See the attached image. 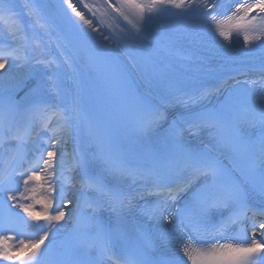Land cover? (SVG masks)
I'll use <instances>...</instances> for the list:
<instances>
[{"label": "snow or ice", "instance_id": "obj_1", "mask_svg": "<svg viewBox=\"0 0 264 264\" xmlns=\"http://www.w3.org/2000/svg\"><path fill=\"white\" fill-rule=\"evenodd\" d=\"M63 4L82 22L78 24L61 9L68 32L89 39L86 29H98L81 5L93 17L97 12L107 15L106 5L131 25L132 32L121 27L120 38L133 43L151 20L169 8L181 9L180 15L196 13L207 18L209 13L200 10L217 6L208 0H117L116 6L104 0V5L93 11L85 0H63ZM237 6L244 17L255 9L264 14V0ZM211 18L215 20V16ZM50 27L38 0H26L22 10L15 0H0V70L13 65L25 69L19 79L0 71V146L15 142L6 158L0 156V207L4 209L0 233H10L0 234V260L15 261L12 253L27 252L21 264H185L179 255L183 252L191 264H264V240H258L255 231L258 227L264 237V222L257 224L255 219L264 217V79L259 81L258 91L246 92L242 102L226 97L209 108L205 101L218 95L226 82L201 84L190 91L168 87L165 95H152L150 90L165 79L164 54H171L172 36L160 37L141 61L130 58L147 92L130 86L127 67L113 57H90L93 66L131 92L138 113L131 121L132 143L157 145L146 152L149 163L133 164L111 133L101 137L89 128V138L81 139L88 115L81 108L79 85L75 94L65 87L61 63L42 46L37 32L48 34ZM99 34L110 40L102 29ZM219 35L229 40L231 33L221 30ZM253 39L261 42L264 55V36ZM249 43L245 34L244 44ZM56 47L63 46L57 43ZM37 50L38 56H33ZM60 55L71 68L69 57L63 51ZM37 65L46 71L39 73ZM21 80L34 81L22 96ZM176 105L189 111L173 118L161 131L167 121L166 110ZM53 117L58 121L55 126ZM205 129L215 146L226 149L243 166L226 167L211 154L208 144L191 147L185 133L196 137ZM74 138L69 153L67 146ZM93 145L96 151H89ZM66 173L73 175L69 178ZM76 186L80 195L68 199V188ZM37 188L42 189L39 199ZM254 194L260 197L258 204ZM73 203L77 211L66 212L67 205ZM36 204L43 211H35ZM62 221L72 227L58 247L54 237L63 229ZM233 228L238 229L235 236L230 235ZM248 228L253 231L251 242L242 243ZM25 233L26 238L20 239ZM221 239L227 242L221 243ZM10 240L19 243L7 244ZM46 240L48 244L41 248ZM213 240L215 243H208Z\"/></svg>", "mask_w": 264, "mask_h": 264}, {"label": "bare ground", "instance_id": "obj_2", "mask_svg": "<svg viewBox=\"0 0 264 264\" xmlns=\"http://www.w3.org/2000/svg\"><path fill=\"white\" fill-rule=\"evenodd\" d=\"M25 2H26V0H15L17 7L21 10L23 9V5ZM23 19H24L25 23L28 22L27 16H25ZM37 32L40 36V42H41L42 46L47 47L48 50L50 51L51 57L56 58L61 63L60 71L62 72L63 76L65 77V80H64L65 87L70 88L72 90V92L75 94L77 91V83L79 80V69H78L77 61H75V57H74L72 51L69 49L65 40H63L62 37L59 36V32L53 28L52 24H51V27L49 29L48 34H45L43 32V30H39V29L37 30ZM2 35H3V33H0V37H2ZM57 43H60L63 46L62 49H57V47H56ZM32 47H33V49H35V44H33ZM60 51H63L64 54L69 57V60L72 63L71 68H69L66 64L63 63V57L60 55ZM38 54H39L38 50L34 51L32 53L33 56H38ZM36 70L39 73H44L46 71V69L44 68L43 65H37ZM0 71H5L10 76H13V77H16L19 79L23 76L25 69L17 68L15 65H13L11 68H8L6 66V68L4 70H0ZM27 82H30V83L32 82V84H34V81H27ZM27 82H24L23 80H21V86H23ZM78 85H79V83H78ZM74 145H75V138L67 146V148H69L68 149L69 153L72 152ZM70 159H71V157L69 156V161H70ZM41 190H42L41 188H37V199H39V194H40ZM74 193H75V196H74ZM79 194L80 193L78 191V188L72 187L69 190V195L67 198L68 199H75L76 197L79 196ZM74 207H75L74 203L68 204L67 208L65 210H66V212L73 213ZM42 210L43 209L40 205V208L37 211H42Z\"/></svg>", "mask_w": 264, "mask_h": 264}]
</instances>
